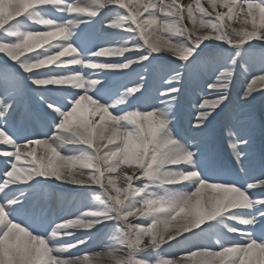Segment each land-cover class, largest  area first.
Masks as SVG:
<instances>
[{
	"label": "snow or ice",
	"instance_id": "1",
	"mask_svg": "<svg viewBox=\"0 0 264 264\" xmlns=\"http://www.w3.org/2000/svg\"><path fill=\"white\" fill-rule=\"evenodd\" d=\"M257 97L264 0H0V264H264Z\"/></svg>",
	"mask_w": 264,
	"mask_h": 264
},
{
	"label": "rangeland",
	"instance_id": "2",
	"mask_svg": "<svg viewBox=\"0 0 264 264\" xmlns=\"http://www.w3.org/2000/svg\"><path fill=\"white\" fill-rule=\"evenodd\" d=\"M239 86V85H238ZM25 103L28 105H31L34 103V101L31 98V95L26 97ZM235 108V105H234ZM23 111V108L21 109ZM251 111L253 114L256 116L257 121H259L261 118H264V98L262 97H257L255 101H253V104L251 106ZM241 118V112L238 108H236L234 111H232L230 114L227 116L222 115L220 118H218L214 132L212 136L210 137V140L212 141L214 148H215V153L219 158V161L222 164L227 165L231 160V151L227 147L226 143V134H225V127H226V122L228 120L236 121ZM186 126V121L184 120L183 116L181 115L178 120H177V127L178 128H183ZM39 125L37 126V128ZM264 149V134H261L259 131V128L256 133V138H255V145H254V154L258 158L260 155L261 150ZM2 161H0V167H2ZM61 189L55 188L54 186H49L47 194H42L41 200L46 206L51 205V200L56 197L59 199V201H62L59 197V192ZM43 197H48V198H43ZM64 204L65 202H61ZM61 204V206H62Z\"/></svg>",
	"mask_w": 264,
	"mask_h": 264
}]
</instances>
